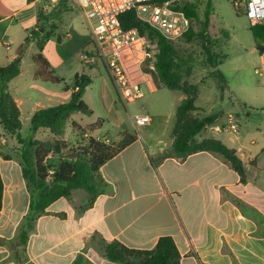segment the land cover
<instances>
[{
    "label": "crops",
    "instance_id": "1",
    "mask_svg": "<svg viewBox=\"0 0 264 264\" xmlns=\"http://www.w3.org/2000/svg\"><path fill=\"white\" fill-rule=\"evenodd\" d=\"M42 2L0 0V47L8 52H0V68L17 58L21 61L20 75L7 84V92L20 111L21 136L26 138L22 134L24 122H29L30 134L36 112L70 102L76 92L75 78L82 75L91 80L83 102L92 114L98 113L95 123H103L100 129L82 138L93 137L103 142L124 134L126 138L135 139L100 168V176L109 187L106 194L98 196L91 206H88L89 194L84 190L57 200L36 222L24 260L18 262L7 246L0 245V264H116L104 257L103 242H119L132 250L147 251L153 250L164 237L174 241L181 264H264V132L249 127L250 113L247 112L245 118L234 114L240 126L237 136L225 131L228 115L233 114L229 113L221 126L213 122L195 137L198 143L211 139L220 141L234 151L243 164L244 180L222 155L212 152H198L183 161L166 158L159 166H154L152 158L170 153L174 143L176 113L168 116L148 113V105L152 109L154 106L153 97L160 88L166 87L155 83L150 75L138 74L142 89L145 86L149 96L145 100L143 90L140 104L125 106L119 102L123 114L117 108V94L103 63L85 60V53L90 52L87 47L93 48L90 30L81 20L72 17L71 9L58 19H49L42 28L41 33L45 30L49 37L42 50L38 39L24 46L26 38L40 25V10L48 14L58 8V3L50 7ZM66 24L68 31L58 35L57 43L54 42L56 30ZM15 46L18 49L11 53ZM26 50L31 51V64L24 70L22 60L26 57L22 54ZM40 52L63 81L59 86H68L69 90L63 92L54 88V84L35 78L37 65L32 58ZM260 58L259 76L264 83V52ZM67 80H73V85L66 84ZM96 82L102 88L97 99H87V93ZM184 99L180 97L164 107L176 108L177 112ZM112 113L117 117V124L107 131L112 132L111 138L103 137L105 118ZM218 113H215L217 117ZM72 114L66 126L95 124L81 125L71 120ZM140 114L150 115L151 123L138 130L133 116ZM245 123L247 127L243 128ZM47 137L50 138L45 129L35 135L38 140ZM20 149L17 137L1 128L0 175L4 193L0 240L6 242L16 239L30 207Z\"/></svg>",
    "mask_w": 264,
    "mask_h": 264
},
{
    "label": "trees",
    "instance_id": "2",
    "mask_svg": "<svg viewBox=\"0 0 264 264\" xmlns=\"http://www.w3.org/2000/svg\"><path fill=\"white\" fill-rule=\"evenodd\" d=\"M67 2L66 0L59 2L58 8L48 14L40 10V25L26 38L24 46H28L38 39L39 48L42 50V45L49 37L46 35V31L42 34L41 29L45 28L49 19H58L62 13L70 10L66 7ZM177 8L185 12L191 20L198 18L194 5H178ZM212 11V4L209 1L203 29L206 33ZM120 23L125 30L137 29L145 39L147 49L153 51L155 71H148V73L155 83L170 91H180L181 72L185 61L181 59L179 50L173 42L168 41L157 30L140 20L135 11L121 15ZM253 28L255 39L261 42L257 45V49L263 53L264 48L261 45H264V24L253 26ZM192 34L193 30L190 28L184 36ZM206 51L214 59L217 57V54H213L210 48H206ZM223 57L226 59V55ZM32 59L37 65L36 79L54 85L63 84L41 52L34 55ZM20 63L21 61L17 58L7 67L0 68V122L9 135L17 137L21 147L22 172L30 192V207L19 227L16 239L9 242L0 240V245L7 246L14 253V258L21 263L25 258L27 242L36 222L46 213L47 209L61 198H70L78 190L86 191L89 194L88 206L93 205L98 196L109 191V187L100 176V168L135 138L131 137L120 147L111 148L90 137L87 139L89 142L87 148H76V150L66 152L68 144L64 140V134L68 118L76 111L91 114V110L83 102L85 90L91 80L82 75H77L75 78L74 89L76 92L70 102L36 112L31 120L30 134L23 138L20 134L22 130L20 111L12 96L7 92V84L21 73ZM213 76L227 82V77L219 71ZM64 89L69 90V87L65 86ZM195 101L193 96L187 95L179 105L173 130L172 150L168 154L153 157L154 166H159L166 158L183 161L198 152H212L222 155L244 180L243 164L234 151L217 140L211 139L201 143L196 141L195 137L213 123L217 115H211L204 119L191 117L190 114L196 110ZM102 124V121H98L89 127H82L73 123L72 128L83 137L87 133L92 134L100 129ZM40 129L48 130L50 138L36 139L35 135ZM119 138L125 139L126 137L124 134H120ZM52 154L61 155L57 164H51L49 158ZM3 193L4 185L0 175V210L2 209ZM101 250L107 260L116 264H181L180 253L172 238L169 237L161 238L153 250H132L119 242H103Z\"/></svg>",
    "mask_w": 264,
    "mask_h": 264
},
{
    "label": "rangeland",
    "instance_id": "3",
    "mask_svg": "<svg viewBox=\"0 0 264 264\" xmlns=\"http://www.w3.org/2000/svg\"><path fill=\"white\" fill-rule=\"evenodd\" d=\"M209 1L212 4L213 11L206 33L203 29L205 12ZM42 4L53 7V4L49 0H43ZM179 5H194L198 14V18L192 20L191 28L193 34L187 37L184 36L173 42L179 50L181 59L185 61L181 72V90L177 92L160 88L158 93L153 97V109L148 105V113L153 116L175 115L176 108L171 109L164 106L176 102L175 100L180 97L186 98L187 95H191L196 99V110L190 114L191 117H208L215 115L219 111L214 123L221 126L223 121H226L229 113L245 118L244 115L249 112L251 115L248 117L250 122L249 127L253 131L260 130L264 132V83L263 78L255 73L256 70L262 71L260 58L262 53L257 49V45L261 42L254 37V28L245 15L244 6L239 7L237 0H181ZM66 7L73 11V18L81 20V23L89 29L78 8L70 2L66 3ZM68 29V24L60 26L56 30L52 40L57 43V36L61 33L65 34ZM261 47L264 48V45H261ZM206 48H210L213 54H217V57L214 59V57L208 55ZM16 49H18V46H15L11 53ZM92 49V46H90L86 50L92 51ZM0 52L2 54L8 53L3 46L0 47ZM33 52L35 53L37 50L34 48ZM30 53V50H26L22 54V57H26L22 60L24 70L31 64ZM224 55H226V59L223 57ZM74 56L73 54L72 58ZM68 58L70 59V56ZM215 61L216 64H214ZM219 63L223 64L219 66ZM217 71L227 77L228 87L225 80L213 76V74H217ZM66 84L73 85V80L72 82L67 80ZM53 86L65 92L64 85ZM100 89H102L101 86L96 82L91 91L87 93V99H97ZM143 90L146 94V100L149 96L148 89L143 86ZM137 102V104H140L142 101L139 100ZM117 108L121 111L124 110L119 101H117ZM122 112L124 114V111ZM94 113L92 114L91 111V114H84L76 111L72 114L71 120L81 125H90L96 121L98 113ZM105 121L106 128L101 133V136L111 138L112 132L109 133L107 131L117 124L118 120L115 113L106 116ZM28 126L29 122H24L22 131L24 137H28L29 135ZM242 126L246 128L247 124L245 123ZM1 128L3 127L0 124ZM78 135L69 124L66 126L64 136L68 144L66 152L89 146L88 140ZM76 136L78 137L77 139ZM129 139H120L118 136V138L110 139V141H107L109 139H102L103 142H99L111 148H116L129 141ZM60 156L52 154L49 158L52 162L51 164H57Z\"/></svg>",
    "mask_w": 264,
    "mask_h": 264
},
{
    "label": "built area",
    "instance_id": "4",
    "mask_svg": "<svg viewBox=\"0 0 264 264\" xmlns=\"http://www.w3.org/2000/svg\"><path fill=\"white\" fill-rule=\"evenodd\" d=\"M57 4L64 0H49ZM78 8L90 30L93 50L85 53L88 63L102 62L117 94L128 106L144 97L140 75L155 71L154 53L147 49L137 29L125 30L120 16L135 11L143 22L157 30L168 41L175 42L191 28L192 20L177 8L181 0H66ZM251 26L264 23V0H237ZM256 74L261 75L259 70ZM136 128L149 126L151 116H133ZM225 131L237 136L240 126L234 114L228 115Z\"/></svg>",
    "mask_w": 264,
    "mask_h": 264
},
{
    "label": "water",
    "instance_id": "5",
    "mask_svg": "<svg viewBox=\"0 0 264 264\" xmlns=\"http://www.w3.org/2000/svg\"><path fill=\"white\" fill-rule=\"evenodd\" d=\"M43 29H41V31H42Z\"/></svg>",
    "mask_w": 264,
    "mask_h": 264
}]
</instances>
